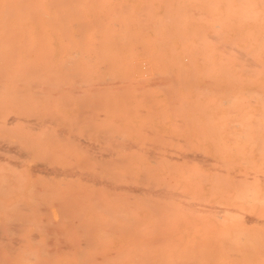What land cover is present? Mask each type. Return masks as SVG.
Listing matches in <instances>:
<instances>
[{
  "label": "bare ground",
  "instance_id": "obj_1",
  "mask_svg": "<svg viewBox=\"0 0 264 264\" xmlns=\"http://www.w3.org/2000/svg\"><path fill=\"white\" fill-rule=\"evenodd\" d=\"M0 161V264H264V0H0Z\"/></svg>",
  "mask_w": 264,
  "mask_h": 264
},
{
  "label": "rangeland",
  "instance_id": "obj_2",
  "mask_svg": "<svg viewBox=\"0 0 264 264\" xmlns=\"http://www.w3.org/2000/svg\"><path fill=\"white\" fill-rule=\"evenodd\" d=\"M6 163H7V162H6ZM0 165H2V166H0V171L3 170L5 173H8V172H9V171H8V170H9V168H8V167H9V166H8L9 164H7V166H8L7 168H8V170L2 169V168H4V166H5V168H6L5 161H0ZM3 165H4V166H3ZM7 168H6V169H7ZM3 171H2V173L5 174ZM30 173H31V172H30ZM30 173H29V174H30ZM31 180H34V179L29 175V179H28V181L25 182V184L23 185L24 187H23L22 189L19 187L22 191L18 190V192H17L16 189L10 191V190L8 189V192H7V193H2V194H4L3 196L0 194V200H1L2 202H4V199H6V201H7L8 203H9V202L14 203V202H17V201H19V200H20V201H25V200H26V202H29V199H30V193H29L28 190L31 189V188H32V189L34 188V185H29V184H32V181H31ZM33 184H34V183H33ZM12 185H14L15 188H16V184L13 183ZM27 185H29L30 188H29ZM50 185L52 186L53 184H50ZM17 186H18V185H17ZM11 188L13 189V186H12ZM19 188L17 187V189H19ZM32 189H31V190H32ZM31 190H30V192H31ZM12 191H14L15 193L12 192ZM11 193H13V195H11ZM5 194H9V195L7 196V195H5ZM22 194L24 195V198H25V199L23 198V195H22ZM21 195H22V198L20 197ZM4 196H6V197L4 198ZM15 196L17 197V199H18V197H19V199L17 200ZM26 196H27V197H26ZM28 196H29V197H28ZM1 197H3V198H1ZM26 198H27V199H26ZM7 199H9V201H8ZM15 199H16L17 201H16ZM22 199H23V200H22ZM11 200H12V201H11ZM6 201H5V202H6ZM4 215H5V213H4ZM42 216H44V215H41V216H38V215H37V217H36V216H35V217L32 216L31 218H32V220L35 222L34 224H36V222H37L38 224H40L41 221L43 220V219H41V218H43ZM45 217H46V216H45ZM3 218H4V216L0 214V221H1V222H2ZM4 219H5V218H4ZM39 219H40L41 221H40ZM44 219H45V218H44ZM46 219H47V218H46ZM3 221H4V220H3ZM39 222H40V223H39ZM28 225H32V226H34L33 224H30V223H28ZM28 225H27L26 227H28ZM32 226H29L28 228H31ZM37 226H38V225H37ZM23 230H24V233H25V234L28 233V232L30 231L29 229H27V230H28V232H27L25 228H24ZM35 230H36V229H35ZM40 248H42V247H40V246H39V247H38V246L35 247L36 250H40ZM7 255H8V254H7ZM12 261H13V262H12ZM12 261H11L12 264H19V263H17L16 261H14V259H13ZM10 264H11V263H10ZM20 264H26V263H24V262H20Z\"/></svg>",
  "mask_w": 264,
  "mask_h": 264
}]
</instances>
